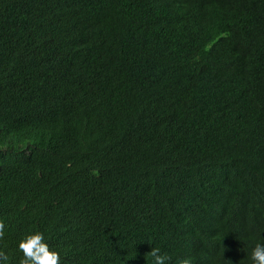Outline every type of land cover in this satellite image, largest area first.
I'll return each instance as SVG.
<instances>
[{
	"label": "trees",
	"instance_id": "16d2710c",
	"mask_svg": "<svg viewBox=\"0 0 264 264\" xmlns=\"http://www.w3.org/2000/svg\"><path fill=\"white\" fill-rule=\"evenodd\" d=\"M0 251L251 264L264 241V0H0Z\"/></svg>",
	"mask_w": 264,
	"mask_h": 264
},
{
	"label": "clouds",
	"instance_id": "9594fccd",
	"mask_svg": "<svg viewBox=\"0 0 264 264\" xmlns=\"http://www.w3.org/2000/svg\"><path fill=\"white\" fill-rule=\"evenodd\" d=\"M5 223L0 220V239L4 236ZM18 250L22 253L19 264H62V254L54 247L44 231L29 230L18 241ZM150 264H168L171 257L162 253L159 247H152L149 252ZM251 264H264V241H258L247 257ZM9 255L0 251V264H8ZM181 264H191L184 259Z\"/></svg>",
	"mask_w": 264,
	"mask_h": 264
}]
</instances>
